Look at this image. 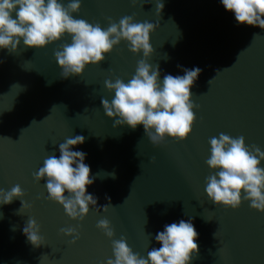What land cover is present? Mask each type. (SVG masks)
<instances>
[{
    "label": "water",
    "instance_id": "water-1",
    "mask_svg": "<svg viewBox=\"0 0 264 264\" xmlns=\"http://www.w3.org/2000/svg\"><path fill=\"white\" fill-rule=\"evenodd\" d=\"M60 2L67 6L69 0ZM126 15L159 24L150 34L154 52L147 62L159 65L161 83L166 74L201 69L190 89L199 106L191 134L183 142L166 138L154 146L143 125L113 127L101 99L111 103L114 93L104 82H127L143 58L124 41L99 66L67 79L54 57L71 43L67 34L41 50L26 48L22 40L14 54L0 49V189L19 184L29 205L20 212V199L0 205V264H106L114 258L112 241L97 228L100 219L110 221L115 239L125 237L145 258L161 247L156 234L183 219L198 233L199 252L190 264H264V214L246 201L237 210L216 206L205 191L211 137L242 135L247 146L264 151V29L238 24L221 0H163L160 16L155 0L135 6L131 0H81L73 17L107 28L108 18L118 23ZM76 135L85 142L72 150L86 153L94 179L86 192L101 209L90 206L83 221L71 220L47 199L46 178H33L49 155L59 158L60 143ZM109 202L113 207L104 213ZM29 218L45 242L38 248L23 233ZM69 227L80 234L76 244L60 232Z\"/></svg>",
    "mask_w": 264,
    "mask_h": 264
},
{
    "label": "clouds",
    "instance_id": "clouds-1",
    "mask_svg": "<svg viewBox=\"0 0 264 264\" xmlns=\"http://www.w3.org/2000/svg\"><path fill=\"white\" fill-rule=\"evenodd\" d=\"M137 2L131 0L133 6ZM155 3L156 14L160 16L163 0H155ZM221 3L235 14L238 24L264 29V0H221ZM80 8L81 0H69L67 6L60 0H0V49L14 54L22 40L26 48L41 50L67 34L71 43L63 44L54 52L61 76L67 79L82 76L87 66H99L105 55L124 41L132 54L142 52L143 58L137 62L135 74L127 82L120 77L105 80L106 90L114 93L111 103L101 99L105 115L115 120L113 127L127 125L135 130L138 125H143L154 146L162 145L166 138L185 141L196 122L193 110L199 106L192 102L190 89L201 69H184L182 76L166 74L161 83L159 65L153 67L147 62L154 52L150 34L159 28L158 23L135 22L133 16L126 15L118 23L108 18L107 28H102L99 22L90 24L74 18L73 14ZM84 142L81 135L66 138L59 145V158L49 155L33 174L37 183L46 178L47 199L62 206L73 221H83L90 206L97 213L101 212L96 207L97 199L86 192L87 186L94 182L90 167L84 163L86 153L72 150ZM209 145L210 156L206 164L212 174L205 181L209 201L232 210L239 209L242 201H246L252 210L264 214V168L260 166L264 151L256 145L247 146L242 135L233 138L223 132L218 137H211ZM151 162L155 163L154 157ZM110 175L115 178L114 173ZM24 196L19 184L9 191L0 189V205L20 199V212L29 207ZM110 206L109 202L102 211L107 213ZM96 226L112 241L114 258H108L106 264H190L193 255L199 252L198 233L191 220L182 219L179 223L165 225L155 236L161 247L152 248L146 258L134 253L125 237L114 238L115 231L109 220L100 219ZM60 232L71 238V244L80 239L76 228H62ZM23 233L34 247L45 244L35 219H28Z\"/></svg>",
    "mask_w": 264,
    "mask_h": 264
}]
</instances>
